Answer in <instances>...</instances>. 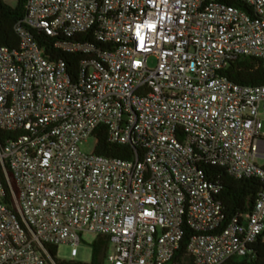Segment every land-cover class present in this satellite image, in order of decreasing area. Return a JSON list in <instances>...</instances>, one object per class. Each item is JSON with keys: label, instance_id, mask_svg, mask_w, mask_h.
Instances as JSON below:
<instances>
[{"label": "built area", "instance_id": "1", "mask_svg": "<svg viewBox=\"0 0 264 264\" xmlns=\"http://www.w3.org/2000/svg\"><path fill=\"white\" fill-rule=\"evenodd\" d=\"M225 1L25 0L17 49L0 46V130L14 135L0 146V264H55L43 245L74 261L84 232L109 238V264L249 254L264 231V85L224 71L242 58L264 71V0ZM33 30L79 57L75 72ZM99 127L134 157L96 155ZM205 166L259 180L252 209L226 222Z\"/></svg>", "mask_w": 264, "mask_h": 264}, {"label": "trees", "instance_id": "2", "mask_svg": "<svg viewBox=\"0 0 264 264\" xmlns=\"http://www.w3.org/2000/svg\"><path fill=\"white\" fill-rule=\"evenodd\" d=\"M227 4L239 6L234 0L225 1ZM25 0H17L15 5L9 6L3 0H0V46L11 50L18 47V37L14 31L17 24H23L25 17ZM33 40L42 50L43 55L50 60L63 59L70 71L75 72L79 57L67 55L53 50L52 39L46 37L43 33L33 30L31 31ZM224 75L233 83L248 86H263L264 71L259 60L251 58L237 59L230 64L224 71ZM13 134L0 130V146L7 140L13 139ZM98 140L94 153L106 158H118L130 160L134 157L136 147L131 144L126 146L112 145L107 142V136L103 127H99L95 132ZM204 173L206 177L217 182L220 187L219 199L221 200L226 222L237 213L249 212L254 204V200L258 192L262 189V183L257 179H240L236 180L227 175L220 168L205 166ZM192 233L185 229L184 236L181 241L180 256L184 254L185 245L191 237ZM110 242L105 236H96L92 242L91 257L88 263H80L75 261H64L56 258L57 248L55 246L43 245V249L49 254L55 264H104ZM178 264H183L178 261ZM224 264H264V231L260 239L252 244L249 254L243 257H233L228 259Z\"/></svg>", "mask_w": 264, "mask_h": 264}, {"label": "rangeland", "instance_id": "3", "mask_svg": "<svg viewBox=\"0 0 264 264\" xmlns=\"http://www.w3.org/2000/svg\"><path fill=\"white\" fill-rule=\"evenodd\" d=\"M5 3H7L9 6H14L17 0H3ZM148 67L154 68L155 67V59L150 58L148 60ZM263 126H264V118L262 120ZM94 149V141L93 139H88L85 143L81 144L80 150L85 153L89 154ZM258 165H263L264 162L262 160H257ZM96 235L90 234V233H82L80 235V244L76 247L77 256L73 259L75 262L80 263H88L90 261L91 257V244L95 240ZM112 251V245H109L108 252L110 253ZM56 258L59 260L64 261H70V247L60 245L57 247L56 252ZM104 264H109L107 261L104 262Z\"/></svg>", "mask_w": 264, "mask_h": 264}]
</instances>
